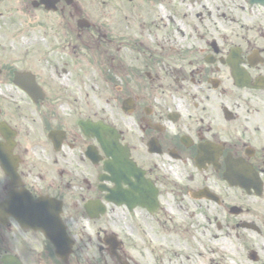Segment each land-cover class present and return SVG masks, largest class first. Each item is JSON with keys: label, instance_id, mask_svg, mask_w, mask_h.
Masks as SVG:
<instances>
[{"label": "flooded vegetation", "instance_id": "af4514ba", "mask_svg": "<svg viewBox=\"0 0 264 264\" xmlns=\"http://www.w3.org/2000/svg\"><path fill=\"white\" fill-rule=\"evenodd\" d=\"M4 131L0 264H264V3L0 0Z\"/></svg>", "mask_w": 264, "mask_h": 264}, {"label": "water", "instance_id": "95a60500", "mask_svg": "<svg viewBox=\"0 0 264 264\" xmlns=\"http://www.w3.org/2000/svg\"><path fill=\"white\" fill-rule=\"evenodd\" d=\"M255 1H260L264 3V0H255ZM4 138H5V142L4 143L0 142V167L2 168L3 172L10 177L11 179L10 184L14 185L16 174L13 167V161L11 156V145L9 144L12 138L8 132L4 135ZM44 202L45 201L43 200H39L33 203V210H31V215L33 217H36V221L38 220L45 221V219H48L47 212L41 210V208H39L38 206V205L41 206V203ZM0 206L1 208L7 210L8 214L16 218V191L13 192V190H10L8 192V198L4 200V202H2Z\"/></svg>", "mask_w": 264, "mask_h": 264}, {"label": "rangeland", "instance_id": "374dc122", "mask_svg": "<svg viewBox=\"0 0 264 264\" xmlns=\"http://www.w3.org/2000/svg\"><path fill=\"white\" fill-rule=\"evenodd\" d=\"M86 5H87V3H86ZM86 55H87V53H86Z\"/></svg>", "mask_w": 264, "mask_h": 264}]
</instances>
